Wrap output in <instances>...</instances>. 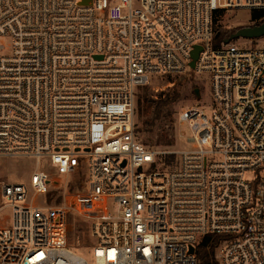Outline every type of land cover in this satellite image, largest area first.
Returning <instances> with one entry per match:
<instances>
[{"label":"built area","instance_id":"obj_1","mask_svg":"<svg viewBox=\"0 0 264 264\" xmlns=\"http://www.w3.org/2000/svg\"><path fill=\"white\" fill-rule=\"evenodd\" d=\"M236 10L264 0H0V156L85 164L88 182L48 204L50 171L0 180V264H199L208 235L217 264H264V35L214 45L216 13ZM186 71L210 76L212 111H181L187 149L148 146L138 88Z\"/></svg>","mask_w":264,"mask_h":264},{"label":"rangeland","instance_id":"obj_2","mask_svg":"<svg viewBox=\"0 0 264 264\" xmlns=\"http://www.w3.org/2000/svg\"><path fill=\"white\" fill-rule=\"evenodd\" d=\"M253 12L250 10L225 11L219 18V25L223 28H233L237 25L248 24L252 20ZM240 44L246 43L247 39L239 37L233 39ZM253 45H264V38L255 40ZM178 86L181 96L172 106L171 114L159 121L157 125L152 126L151 122L154 116V103L151 98H157L161 92L167 91L172 87ZM195 88H199V97L196 95ZM189 105H199L210 113L214 107V99L211 90L210 76L206 73L197 74L194 71L174 73L166 76L154 77L149 84L139 87L136 96V122L139 138L142 142L156 149H187L190 147L187 142L190 130L186 122L179 118L181 111ZM46 169L50 171L52 180L58 179V184L53 181L49 184V191L46 201L48 204L61 203V191L66 183L70 182L72 192L82 193L88 189L86 165L79 166L76 171L70 175L56 173L49 163L48 159H43L39 165L35 158L28 156L4 157L0 156V180L9 183H27L30 184L32 172L37 169ZM82 180V181H81ZM1 186V185H0ZM33 193L30 189V195ZM34 195V194H32ZM37 204L45 205V197L39 194ZM28 201H31L29 197ZM0 187V205H4ZM100 207L110 209L115 207L110 198H102ZM12 221V210L9 206L0 209V226H8ZM76 222L80 231L77 232L81 237L87 235L88 227L79 218ZM85 239V238H84ZM74 251L92 260V249L84 246H77Z\"/></svg>","mask_w":264,"mask_h":264},{"label":"trees","instance_id":"obj_3","mask_svg":"<svg viewBox=\"0 0 264 264\" xmlns=\"http://www.w3.org/2000/svg\"><path fill=\"white\" fill-rule=\"evenodd\" d=\"M224 11H218L215 15V33H214V45L218 46L225 41L233 32L237 31L246 24L237 25L233 28H223L219 25L218 21ZM253 19L257 24L264 22V10L253 11ZM181 96L180 89L178 86L172 87L167 91L161 92L157 98H151L150 100L154 103L153 106V119L152 126L171 114L172 106ZM220 237L216 235L206 236L196 249V254L199 259V264H217L214 258V249L219 242Z\"/></svg>","mask_w":264,"mask_h":264},{"label":"water","instance_id":"obj_4","mask_svg":"<svg viewBox=\"0 0 264 264\" xmlns=\"http://www.w3.org/2000/svg\"><path fill=\"white\" fill-rule=\"evenodd\" d=\"M87 1V0H84ZM264 35V22L257 26H243L237 31L233 32L229 37L225 39V43L237 39L239 37H259ZM201 46H196L195 50L192 53V61L190 62V67L195 68L196 60L198 59L199 53L201 51ZM196 95L199 97V88H195ZM193 252V248L191 249Z\"/></svg>","mask_w":264,"mask_h":264}]
</instances>
